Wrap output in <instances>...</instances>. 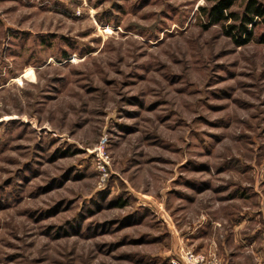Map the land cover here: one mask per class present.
Here are the masks:
<instances>
[{
    "label": "rangeland",
    "instance_id": "rangeland-1",
    "mask_svg": "<svg viewBox=\"0 0 264 264\" xmlns=\"http://www.w3.org/2000/svg\"><path fill=\"white\" fill-rule=\"evenodd\" d=\"M214 2L0 0V264H171L264 221V14L245 41L249 0Z\"/></svg>",
    "mask_w": 264,
    "mask_h": 264
},
{
    "label": "crops",
    "instance_id": "crops-1",
    "mask_svg": "<svg viewBox=\"0 0 264 264\" xmlns=\"http://www.w3.org/2000/svg\"><path fill=\"white\" fill-rule=\"evenodd\" d=\"M182 247L213 251L225 264H264V221L242 218L223 225L204 220L179 235L172 249L176 256Z\"/></svg>",
    "mask_w": 264,
    "mask_h": 264
},
{
    "label": "trees",
    "instance_id": "trees-1",
    "mask_svg": "<svg viewBox=\"0 0 264 264\" xmlns=\"http://www.w3.org/2000/svg\"><path fill=\"white\" fill-rule=\"evenodd\" d=\"M234 0H215L209 7H201V10L211 18V21L219 22L222 19L227 18V11L230 10L231 6L233 5ZM247 11L243 15L242 27L244 30L248 31V24L254 23L255 15H262L264 14V8L257 3L256 0H249L247 7ZM231 15H236L235 12H231ZM248 38L245 41L250 40L251 38V31H248Z\"/></svg>",
    "mask_w": 264,
    "mask_h": 264
},
{
    "label": "built area",
    "instance_id": "built-area-1",
    "mask_svg": "<svg viewBox=\"0 0 264 264\" xmlns=\"http://www.w3.org/2000/svg\"><path fill=\"white\" fill-rule=\"evenodd\" d=\"M171 264H225L213 251L182 247L178 256L171 258Z\"/></svg>",
    "mask_w": 264,
    "mask_h": 264
}]
</instances>
